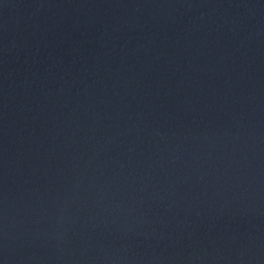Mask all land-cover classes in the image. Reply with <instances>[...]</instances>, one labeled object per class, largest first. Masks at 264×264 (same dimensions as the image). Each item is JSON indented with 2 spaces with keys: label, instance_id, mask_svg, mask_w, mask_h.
Wrapping results in <instances>:
<instances>
[{
  "label": "water",
  "instance_id": "water-1",
  "mask_svg": "<svg viewBox=\"0 0 264 264\" xmlns=\"http://www.w3.org/2000/svg\"><path fill=\"white\" fill-rule=\"evenodd\" d=\"M0 264H264V0H0Z\"/></svg>",
  "mask_w": 264,
  "mask_h": 264
}]
</instances>
